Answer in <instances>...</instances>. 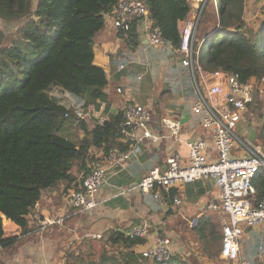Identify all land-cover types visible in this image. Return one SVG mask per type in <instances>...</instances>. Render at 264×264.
<instances>
[{
	"label": "trees",
	"instance_id": "1",
	"mask_svg": "<svg viewBox=\"0 0 264 264\" xmlns=\"http://www.w3.org/2000/svg\"><path fill=\"white\" fill-rule=\"evenodd\" d=\"M119 1L38 0L33 7V0H0V19L16 26L14 34L0 29L2 248L12 247L19 239V236H5L3 216L18 224L25 234L35 225L31 226L30 215L44 190L56 188L62 182H67L70 187L75 179L72 170L76 164L84 167L87 175L89 163L99 161L95 156L90 157L92 147L102 149L106 155L115 148L127 151L131 146L121 111L111 114L105 122L96 124L89 131L85 121L75 119L73 108L68 109L62 100L54 99L49 93L53 87H59L61 91L83 100L84 106L95 107L99 102H107L109 79L105 69L94 62L95 37L105 26L106 14ZM142 1L148 6L168 45L179 50L183 43L179 25L190 14L189 0ZM216 2L219 18L204 29L211 28L210 31L214 29L215 32L211 42L200 48L198 62L201 70L204 73L222 70L239 75L243 81L263 77L264 26L259 30L244 27L246 0ZM120 35L132 50L142 42L137 23L126 35L124 32ZM255 106L264 115L263 107L259 103ZM255 106L252 111L258 112ZM68 110L71 115L65 117ZM74 122L85 130L84 138L73 136L70 125ZM258 135L264 145V125ZM253 184L258 201L264 199V170ZM175 194L177 190L173 189L169 204H172ZM213 218L204 215L196 225L197 234L208 245L223 239L218 231L219 224ZM110 240L123 242L128 249L117 251L104 246L98 257H95L96 252L87 257L78 256L68 263L189 264L178 254L164 262L143 258L132 247L144 244L145 238H131L124 232H113ZM196 261L199 262L198 259Z\"/></svg>",
	"mask_w": 264,
	"mask_h": 264
},
{
	"label": "crops",
	"instance_id": "2",
	"mask_svg": "<svg viewBox=\"0 0 264 264\" xmlns=\"http://www.w3.org/2000/svg\"><path fill=\"white\" fill-rule=\"evenodd\" d=\"M195 6H191V11L195 10ZM251 9L256 13L259 6L255 4ZM188 19L189 15L186 20L180 22V26L187 23ZM140 38L141 44L137 49L132 50L113 27L112 20L106 19L103 30L95 37L94 62L105 69L108 74L109 82L106 87L108 100L99 102L95 107L84 106V104L78 106L86 110L100 111V117L107 120L111 114L119 113L126 102L137 101L141 90H151L155 82H161L157 99L154 98L155 95L152 92L148 95L153 101L150 109L153 111L155 122L154 133L164 137L148 139L143 144L135 146L126 168L109 172L108 185L104 186L98 194L100 204L89 215L77 214L67 202V190L79 183L85 176L84 167L81 169L76 164L72 170L75 179L70 187L67 182H62L58 187L42 192L39 208H34L30 215L31 226L35 225L33 228L30 227L25 234L18 224L3 216L5 236H19V239L12 247H0V264H69L68 262L74 261L78 256L84 257L87 254L86 248L90 249V254L98 252L95 251L97 245L117 251L127 250L125 243H113L110 240L111 234L113 232L126 233L132 227L144 222L150 225V233L145 237L144 244H135L132 247L136 253L140 254L144 249L158 242L159 238L165 237L170 241L176 254L181 255L184 250L190 248L188 249L189 242L186 236L183 237L179 230V220L186 223V227L189 228L193 220H199L204 215L211 218L217 215L210 208L218 192L213 180H201L183 185L180 188V193L184 198V205L181 208H175L173 203L162 207L151 194L143 193L139 188L133 187V185L137 186L138 180L149 170L156 166L163 167L168 154L180 152L187 156L186 142L205 136L201 126V117L191 112L192 100L195 97L191 89L192 84L186 80L180 82L177 80L178 67L189 70L193 80L192 70L182 63L183 54L168 43L153 48L144 37L140 35ZM145 64L150 65L148 72L141 70ZM121 65L125 68L119 70ZM146 76L148 84L142 86L135 84V80L142 82ZM119 88L122 89V93L118 92ZM61 93L65 96L61 99L62 103L67 107L75 105L78 100L83 102L68 92L61 91ZM137 103L147 106L140 101ZM166 117L181 120L183 129L179 140L172 138L167 128L158 125V121ZM100 119L93 116L92 119L85 121L88 130L91 131L96 124L100 123ZM73 134L75 138L82 139L86 132L80 129L79 132H73ZM104 155L102 149L93 147L90 149L91 158L95 156L97 160H100ZM94 162H90L89 167ZM122 189L125 190L124 193ZM50 214L58 216L66 214L69 220H66L63 227L49 228L44 232L38 231V218ZM247 229L243 238L244 243L247 240L251 244V240L254 239L255 243L260 246L264 242V230L261 228ZM99 232L103 233V238L92 237L93 234ZM243 253L250 260V264H264V256L257 254L256 247L253 246L246 250L243 246ZM187 254L189 255L188 252ZM190 255H193L191 251ZM217 257L216 260L210 261V264H221L219 260L224 262L220 252Z\"/></svg>",
	"mask_w": 264,
	"mask_h": 264
},
{
	"label": "built area",
	"instance_id": "3",
	"mask_svg": "<svg viewBox=\"0 0 264 264\" xmlns=\"http://www.w3.org/2000/svg\"><path fill=\"white\" fill-rule=\"evenodd\" d=\"M189 2L191 6H196L190 12L187 23L179 25L183 38L179 51L184 56L183 65L189 67L193 73L197 97L192 111L201 117L205 136L186 142L187 156L180 152L168 154L164 166L149 170L135 187L143 193L151 194L162 207L169 204L171 191L176 189L177 194L174 195L172 203L175 208H181L184 205V198L180 193L183 185L213 180L218 192L210 208L217 213L222 225L221 259L227 264H250V260L243 253V238L247 228H264V199L258 201L253 184L257 175L264 170V145L249 140L246 134L249 126H254L251 119L249 120L250 117L254 118L252 107L259 103L264 109V76L243 81L239 75L222 70L204 73L198 62V54L205 45L206 38L198 46L196 44L200 21L208 0ZM105 19H111L115 30L124 32L125 35L137 23V30L150 46L167 44L161 29L155 25L148 6L142 0H120L106 14ZM124 68L121 65L119 70ZM118 92L123 91L119 88ZM67 108H73V116L78 121H87L93 116L101 118L100 123L106 121L104 117H100V111L86 110L78 105ZM121 112L126 137L131 146L127 151L115 148L99 161L90 164V172L67 190L68 205L77 214L89 215L94 212L100 204L99 192L108 185L109 172L125 169L135 146L148 139L164 137L154 133L153 112L147 106L130 100L124 104ZM70 115L68 110L65 117ZM158 125H164L172 138L180 139L183 129L181 120L166 117L158 121ZM122 190L124 193L125 190ZM68 217L66 214H50L38 218V231L64 226ZM197 223L198 219L193 220L191 227ZM149 233L150 225L147 222L126 232L131 238H145ZM92 237L101 239L103 233H95ZM140 254L143 258L164 262L176 255V252L170 241L162 237ZM257 254L264 256L263 243Z\"/></svg>",
	"mask_w": 264,
	"mask_h": 264
},
{
	"label": "rangeland",
	"instance_id": "4",
	"mask_svg": "<svg viewBox=\"0 0 264 264\" xmlns=\"http://www.w3.org/2000/svg\"><path fill=\"white\" fill-rule=\"evenodd\" d=\"M37 2H38V0H33V7L36 6ZM217 2H216V0H208L207 4L205 6L206 8L204 10V14L202 16L200 28H199L198 34H197L198 35L197 46H198L199 42L201 41V38L211 30V28L209 30H204V29L212 26L215 22V19L218 20V18H219ZM246 2H247V5H246L247 11L245 9V13H244V17H243L244 18V27H249V28L254 29V30H259L260 28H262L264 26V0H246ZM255 4H257V6H259V10L256 13L251 9V8H254ZM0 29L3 30L7 34H9V33L14 34L16 32V26L13 23L5 22L2 19H0ZM212 31H210L211 33L209 34L208 38L206 39V44H207V42L208 43L211 42V40L213 39ZM152 47L157 48L154 46H152ZM206 48H207V45H206ZM149 69H150L149 64H145L141 68L142 72H144V70H147V72H148ZM178 72H179V74L177 76L178 82H180L182 80H186L187 82L192 84L191 89L195 93V97L192 100L193 101L192 107H193V103L197 97L195 84H194V82H193V80L189 74V70H186L182 67H178ZM135 84L138 86L148 84L147 76L145 77V79L142 82H138L135 80ZM154 85L155 86L153 88H151V90L149 89L150 91L147 89H144V91L141 90L139 92L140 98L137 99V101L134 100V103L140 101V102L146 104L148 108H152L153 101L151 100L150 95H148V93L152 92L153 95H155L154 98L157 99L158 94H159V90H160V87L162 84H161V82H155ZM49 93H50L51 97H53L54 99H56L58 101L65 98V96H62L61 89L59 87H53ZM70 101H72V100H70ZM82 104H83V102H81L79 100L75 102V105H82ZM255 107H256L255 109L258 111V106H255ZM191 112L193 113L192 108H191ZM259 113H261L260 114L261 116H259ZM253 114H254V118L250 117L249 120L251 119V122L253 123L254 126H252V125L249 126V128H248L249 132L246 135L249 138V140H251L253 142H259L261 144L262 140L258 134L264 125V120H263L264 115H262L263 111L262 110L258 111V112L254 111ZM168 115H170V114H168ZM89 126H91V125H89ZM162 126L165 127L164 125H162ZM70 129L72 132L76 133V132H79V130L82 129V127H78V123L74 122V123H71ZM37 208H39V205H36L35 209H37ZM53 216H58V215H53ZM216 216L214 215L213 219H215L217 221L216 223L219 224L218 225V231L220 234H222V229H221L222 225L220 223H218V221L220 222V220L218 218V215H216ZM67 220H69V217ZM179 222H180L179 230H181L180 232H181L183 237L186 236V239L189 242L188 249L190 248L189 250L191 251V254H193L191 256L189 250H184V253H181V255L178 254L183 260L186 259L189 264H210V261H214L218 258L217 256L219 255V252L221 249V244H222L221 241H219V242L212 241L211 244L208 245L207 241L204 239H201L199 237V235L197 234V227L196 226L191 227V225H190V227L187 228L186 223H184L182 220H179ZM261 229L264 230V228H261ZM263 244H264V242H263ZM243 246H244V248H246V250L254 246V247H256V252H259V244L255 243L254 239L251 240V244H249V242L247 240H245V243H244V240H243ZM96 247L97 248H95V251H98L97 252L98 254L95 257H98L99 253H101L104 246L102 247V246L97 245ZM85 251L87 253L85 256L86 257L89 256L90 255V253H89L90 249L86 248ZM187 252L189 253V255L187 254ZM193 256H195L196 258H194ZM196 259H198L199 262L196 261ZM219 261L221 262V264L222 263L227 264L225 261L224 262H222L221 260H219Z\"/></svg>",
	"mask_w": 264,
	"mask_h": 264
},
{
	"label": "clouds",
	"instance_id": "5",
	"mask_svg": "<svg viewBox=\"0 0 264 264\" xmlns=\"http://www.w3.org/2000/svg\"><path fill=\"white\" fill-rule=\"evenodd\" d=\"M215 30L212 31V34L214 33ZM208 38V36H206V39ZM205 39V38H204Z\"/></svg>",
	"mask_w": 264,
	"mask_h": 264
},
{
	"label": "water",
	"instance_id": "6",
	"mask_svg": "<svg viewBox=\"0 0 264 264\" xmlns=\"http://www.w3.org/2000/svg\"><path fill=\"white\" fill-rule=\"evenodd\" d=\"M214 32H215V31H214ZM138 181L140 182V181H141V179H139ZM139 182H138V183H139ZM133 187H135V185H133Z\"/></svg>",
	"mask_w": 264,
	"mask_h": 264
}]
</instances>
